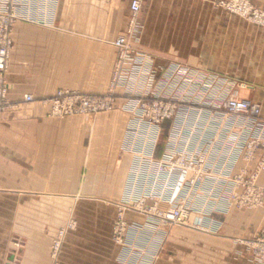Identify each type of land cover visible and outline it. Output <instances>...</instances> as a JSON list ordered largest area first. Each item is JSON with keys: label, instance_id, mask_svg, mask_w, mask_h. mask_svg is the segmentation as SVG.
<instances>
[{"label": "crops", "instance_id": "1", "mask_svg": "<svg viewBox=\"0 0 264 264\" xmlns=\"http://www.w3.org/2000/svg\"><path fill=\"white\" fill-rule=\"evenodd\" d=\"M213 1L215 0L142 1L138 22L143 29L140 31L137 45L146 60L141 68L143 75L139 78L134 75L133 81H126L122 83L123 87L116 88L122 89L115 94L118 102L126 100L125 88H130L131 84L135 95L144 93L148 97L177 96L174 79H168L166 73L158 70H174L173 65L167 63V56L172 53L169 49L173 48V45L185 47V50L190 52L195 43L197 45L201 43L200 38L206 35L203 22L207 6ZM253 1L264 8V0ZM129 2L130 0H58L54 12L50 14L49 23L34 24L33 27L31 23L18 24L13 33L14 70L11 78L15 83V90L11 94V99L18 101L23 92L34 91L35 88L37 92L45 95L47 87L41 89L39 87L41 81L35 87L30 81L20 79L16 69L23 68L25 61L32 63L29 67L33 69H70L71 84L95 83L77 82L78 69H108L106 82L104 72L101 76L103 83L101 86L106 85L109 81L110 67L115 60V47L111 42L125 31ZM158 21L164 24V30L160 33L157 28ZM195 37L198 38L197 42L194 39L192 44L191 38ZM162 38H165V48L159 45ZM202 55L199 54L196 61L205 65ZM181 65L185 63L177 64L175 69ZM195 67L200 69L199 65ZM160 74L161 79L158 78ZM209 78L203 85L197 87V91L186 90L183 97L192 103L200 101L198 105L204 102L201 109L204 114L202 122L209 124L211 128L205 132L203 149L212 147V136H216L217 133V142L213 146L215 163L219 167L225 165L226 170L236 173L244 163L237 158L236 152L231 157L227 155V151L237 144L241 124L238 118L225 114L223 110L216 111L209 107L207 102L214 92L210 87ZM43 81L45 82L42 85L45 86L55 82H51L50 78ZM101 90L103 89L96 92ZM227 90L228 88L225 89L226 92ZM242 97L260 103L261 114L264 116V94L260 96L257 93L246 92ZM39 103L21 104L15 115L20 116L23 121L22 140L6 142V156L13 157L16 154L21 158V164L25 166L21 174L22 188L30 193L25 196L24 201L28 203L23 205L22 212H44V207L49 209L45 205L55 203L53 199L50 201L47 198L87 197L109 204L121 194L132 160L129 152L123 150L131 120L127 112L115 110L97 114L96 117L59 122L47 118L48 108ZM221 126V130L215 132L217 127L220 129ZM170 129L171 122L164 121L154 149L156 158L163 153ZM67 137L75 138V141L68 140ZM15 148H19L20 153L13 152ZM254 166V162L246 165L249 173L253 171ZM257 183L264 187V171L261 172ZM207 205L209 212L201 218L203 229L209 227L206 217L229 211L223 222L217 221L216 217L212 220L213 227L220 230L216 235L206 234L204 230L192 227H167L166 237L159 251L161 241L159 235L163 227L156 223L153 225L152 222L150 224L152 226L147 227L149 223L139 221L143 228L140 231H133L129 239L133 236L134 243L139 248L156 252L155 264H252L250 253L242 246L240 239H249L259 225L264 229V204L257 220H252L250 213H236L230 206L228 207L224 196L214 205L211 203ZM105 209L110 210L102 207V213H105ZM46 227L50 226L37 225L38 229ZM143 229L146 231L143 232ZM43 235L40 232L37 238L32 237L24 241L19 264H50L47 250L49 241H46ZM91 238L92 241L88 238L80 239L77 235L71 236L69 242L72 252L70 260L65 259L66 262L95 264V260H100L106 264H120L116 262L117 256L109 248L104 253L100 250V239ZM81 244L85 248L79 249L78 246Z\"/></svg>", "mask_w": 264, "mask_h": 264}, {"label": "rangeland", "instance_id": "2", "mask_svg": "<svg viewBox=\"0 0 264 264\" xmlns=\"http://www.w3.org/2000/svg\"><path fill=\"white\" fill-rule=\"evenodd\" d=\"M142 1L143 0H141V3ZM229 1L230 0H215L211 2V4L207 6L205 21L203 22L206 29V35L205 37L200 38V40H202L201 43L199 42L198 45L195 43V45L191 47L190 52L185 50V47L173 45V48L169 49L172 53L169 57L167 56V63L173 65L174 70L179 63H185V65L191 69L200 70L208 75V77L220 81V83H222V88H228L227 92H235L238 98L247 99L242 97L246 92L251 94L257 93L261 96L264 94V22L255 19L253 11H250L251 14L248 15V12L242 13L243 6L238 5V3L234 5L237 9V11H234V8L227 4ZM246 1H248L252 9L264 13V8L259 7L253 0ZM24 5L25 1L19 4L14 0H0V17L3 15L10 16L9 19L11 20V17L13 16L16 17L18 15H23L20 13L24 12ZM31 15H33V19L36 20L39 16V11L34 10ZM5 18L8 19L7 17ZM138 18L139 14L136 17L134 25L130 26V11L128 10L125 31L132 29L131 31L133 32L130 37L131 51L126 60L122 62L123 67H120L118 70V75H122L124 82L133 81L135 72L134 67H136L135 55L141 53L139 52L140 49L137 42H139V34L143 27L138 22ZM21 23H31V27L35 26L34 24H41V22H29L22 19L11 22V26L9 27L11 28L9 32L10 44L8 45L9 47H7L8 52L4 66L5 68L0 71V87L3 86L6 93L5 100L0 101L1 264H19V257L24 241L32 237L37 238V234L40 232L44 234L43 237L46 238V241H49L47 250L49 252L50 264H69V262H66L65 260H70L69 257L72 252L69 239L71 236L75 237L76 235L80 239L88 238L91 241V237L100 239V250L104 253L107 252V249L109 248L117 256V263L155 264L157 253L139 248L134 243L133 236L129 239V235H132L133 231H140L143 228L141 227L143 224L138 223L139 221L149 223L147 224V227L152 226L150 225L151 222L153 225L156 223L159 226H162L163 230L161 229L159 235L161 241L158 250L160 251L166 237L167 227L171 226L167 223L161 222V220L157 219L155 216H148L146 213L140 212L134 206L124 207L122 204L123 190L121 194L110 201L109 204L101 202V200L95 198L87 197H73L72 199L47 198L50 201L53 199L55 203L51 202L50 204L45 205L48 206L49 209L44 207V212H22L23 205H27L28 203L24 201L26 199L25 196L30 193L28 190L22 188L23 180L21 174L25 166L21 164V158L16 156V154H14L13 157H11V155L6 156V142H17L22 140L21 125L23 124V121L20 116L15 115L21 104L40 102L39 104L46 105L48 108L47 118L59 122H64L70 119L75 120L78 118H87L90 116L96 117L97 114L103 112L106 113L115 110H122L123 112H127L126 114L128 115L129 120L131 119V125L134 115L129 111V108H133L136 95L134 94L132 84L131 87L127 85L130 88H125L126 96L124 97L126 100L121 102L117 101V96L115 95L116 91L119 90L121 92L122 89L116 90V88L123 87L124 85L121 83H113L115 67L119 59V52L115 48V60L110 67L109 81L106 85L101 86L103 84L101 83V76L104 72V82H106L108 69H78L76 78L77 82L89 81L91 83L94 81L95 83L79 84L74 82L71 84L70 69H33L32 67H29L32 63L25 61V64L22 66L23 68L16 69L20 74V79L22 80V78H24L25 80L30 81L31 84H35V87L36 84L41 81L39 87L41 89L47 87V89L45 90V95L37 92L35 88L34 91L23 92L20 100H12L11 94L15 90V83H13L11 78V73L14 70L12 66V54L14 48L13 33L15 27ZM30 25L28 27H30ZM157 28L159 33L160 31L163 32L164 24L162 21L157 22ZM194 39L197 42L198 38H191L192 44H194ZM161 41L162 43L159 45L165 48V38H162ZM199 54L200 56L203 54L202 56L206 62L205 65L197 63L196 58ZM142 55L144 56V54ZM197 65L200 66V69L195 67ZM158 71L161 73L164 72V70L160 69ZM161 75L162 74H160L158 78H161ZM49 78L51 82H55L49 83L46 86L42 85V83L45 82L43 80H49ZM209 84L213 85L215 82ZM101 88L103 90L96 92V90ZM181 91L186 92V88L179 90V94H182ZM191 91L194 92V87ZM59 92L96 95L113 93L114 100L111 105L104 107L97 112H84L77 110L70 113L67 111V99L59 98L61 107L57 104V97L55 96L58 95ZM26 96H31L32 100L26 101ZM64 101L65 106L63 105ZM178 103L186 104V102ZM256 104H258L261 109V104ZM66 139L75 141V138L67 137ZM13 152L20 153V149L15 148L13 149ZM262 154H264V151L259 152L258 156ZM130 164L131 163H129L127 169L126 178ZM256 184H258L257 180ZM263 204L264 201L253 207H239L235 205L230 207L239 214H243V212L250 213L252 215V220H257L260 218V210ZM102 207L109 208L110 210L108 211L105 209V213H102ZM11 209H13V211H11ZM228 212H222L216 214V216L211 215L210 217H206L207 220H205L208 222L209 227L203 229L202 226H200L198 229L204 230L206 234H218L220 230L213 227L212 220L216 217L215 219L217 221L223 222L225 217L229 214ZM254 215L256 217H254ZM38 224H46V226L50 227L38 229ZM142 231L144 232L146 230L143 229ZM148 239L151 238L148 237ZM240 242L250 253L252 264H264V229H261L260 225L257 230H255L254 234L252 236L250 235L249 239L242 238L240 239ZM81 247L85 248L83 244L78 246L79 249ZM95 264H106V262L95 260Z\"/></svg>", "mask_w": 264, "mask_h": 264}, {"label": "built area", "instance_id": "3", "mask_svg": "<svg viewBox=\"0 0 264 264\" xmlns=\"http://www.w3.org/2000/svg\"><path fill=\"white\" fill-rule=\"evenodd\" d=\"M21 4L25 1L23 15L0 17V71L5 67L8 45L10 44L9 28L11 22L22 19L37 21L41 24L50 22L58 0H14ZM243 6L242 13L251 14L255 19L264 22V13L252 9L246 0H230L227 4L237 11L234 5ZM141 0H131L129 4L130 26H133L140 12ZM252 9V10H251ZM39 11V16L34 20L32 12ZM7 17L8 19H6ZM132 30V29H131ZM130 29L119 35L112 45L119 52V59L115 67V84L124 83L118 70L123 67V61L130 54ZM134 53V51H133ZM145 57L139 53L135 55L136 67L134 75L142 77V66ZM146 64V63H145ZM168 79H174L177 96L170 98L160 95L148 97L144 93L135 96L132 112L133 120L126 136L124 150L131 154L132 160L122 192L124 207L134 206L148 216H155L161 222L170 226H185L198 229L201 218L209 212L207 204L217 202L224 196L229 206L239 207L256 206L264 201V187L256 184L257 178L264 171V117L261 115L260 106L247 99L238 98L235 92H225L220 81L210 78L209 83L214 90V95L207 103L209 107L225 114L238 118L240 121V136L237 144L231 146L227 155L233 157L237 153L243 167L236 173L226 170V166H217L213 157L216 136H212L210 148L203 149L205 132L211 127L203 123L204 114L201 109L204 102L187 101L183 97L186 90L197 91L208 78L204 72L181 65L175 70H164ZM168 74V76H167ZM161 79V78H159ZM4 87H0V101L5 100ZM59 98L67 99V111L97 112L112 104L114 94H82L59 92ZM26 101L32 100L31 96L25 97ZM66 101V100H65ZM63 102V105L65 103ZM178 102H186L180 104ZM65 106V105H64ZM171 122L170 132L165 140L163 153L159 158L154 156V149L161 134L164 121ZM217 127L215 132L221 130ZM254 162L252 172H248L246 165ZM202 202V203H201ZM264 251V250H263Z\"/></svg>", "mask_w": 264, "mask_h": 264}]
</instances>
